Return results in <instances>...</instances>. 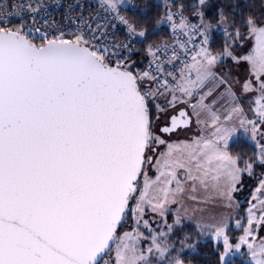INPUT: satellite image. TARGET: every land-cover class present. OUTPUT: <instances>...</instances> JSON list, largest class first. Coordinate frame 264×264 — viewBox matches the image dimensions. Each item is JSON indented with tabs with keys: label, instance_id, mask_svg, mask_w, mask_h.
<instances>
[{
	"label": "snow or ice",
	"instance_id": "1",
	"mask_svg": "<svg viewBox=\"0 0 264 264\" xmlns=\"http://www.w3.org/2000/svg\"><path fill=\"white\" fill-rule=\"evenodd\" d=\"M106 3L117 11L115 0ZM120 20L128 24L123 17ZM245 25L255 43L243 59L259 82L253 111L264 124V79H260L264 77V25L252 17ZM178 27L190 26L181 19ZM128 30L145 36L130 24ZM42 39L36 44L23 26L12 29L0 21V264H108L103 258L113 244L115 264H148L139 248L145 237L138 231L118 234L134 198L135 214H142L148 205L163 215L165 205L182 198L188 182L193 191L197 184L206 186L209 181L223 185V195L229 200L236 190L238 159L226 150L235 129L224 126L221 117L204 103L211 91L191 105L197 117L203 112L210 118V137L170 144L153 131L150 119V102L157 93L170 90L173 107L178 99L175 93L180 94V102H187L182 98H192L215 78L218 57L201 48L179 76L165 72L160 64L156 65L161 73L157 76L135 72L120 61L113 63L115 53L98 48L84 35ZM148 51L155 56L151 48ZM225 54L231 55L227 50ZM164 77H172L174 87L169 89ZM145 81L153 82L155 88ZM249 88L246 83L244 89ZM238 112L242 109L233 107L225 121ZM190 122L189 114L180 110L159 131L170 134ZM245 123L252 125L255 139L256 120L241 118L240 124ZM154 145H165L166 151L156 160L157 175L152 179L145 165L152 163L146 153L155 152ZM251 168L247 165L249 172ZM141 177L143 188L139 189ZM262 189L264 180L257 192ZM259 212L257 216L249 209L247 227L235 245L223 226L215 229L216 237H223L222 264L241 245H247L254 264H264V241L252 242L254 225H264V207ZM152 244L164 254L154 236Z\"/></svg>",
	"mask_w": 264,
	"mask_h": 264
},
{
	"label": "rangeland",
	"instance_id": "2",
	"mask_svg": "<svg viewBox=\"0 0 264 264\" xmlns=\"http://www.w3.org/2000/svg\"><path fill=\"white\" fill-rule=\"evenodd\" d=\"M120 1L121 0H115L116 4ZM136 32L139 31L136 30ZM208 37L210 38V35H208ZM139 38L142 39L143 37L139 36ZM254 43V39L251 35H249L239 50L231 48L227 50V52H230L231 55H227L225 52L222 55H219L211 50V40H208V44L204 49L212 55L218 57L217 64L213 69L215 78L206 82V85L201 93L199 89V92L197 91L192 98H182L187 102H180V94L175 93L178 98L175 103V107L170 104L173 97V93L170 90L162 89L161 93H164L163 97L160 96V93H157L154 100H158L156 102H158L157 104L159 108L164 110L158 111L156 121L151 122L153 131L170 144L189 142L200 136L210 137L213 132V129L210 127V118L203 112L199 117H197L191 105L197 104L202 96H205L209 91H211V95L207 96L204 103L209 105L213 111L221 117V122L224 126L235 129L227 141L226 150L229 155L232 156L229 150L230 145L234 141L243 137L248 139L250 138L256 144L260 157H264V124L259 123V120L254 115L253 111L257 107L254 104V101L259 97V82L257 80V76L253 74L252 66L243 59V57L248 56L252 52ZM260 79H264V77H261ZM246 83L250 85L249 90L244 89V85ZM158 97H162V99ZM236 106H239L242 109V112L234 113L232 120L225 121L224 117L227 116L229 112H231V109ZM180 110L187 111L190 116V125L187 128L179 127L170 134L161 133L159 129L168 125L170 117L176 112L178 113ZM241 118L245 121L249 119L256 120L259 131L256 133L255 139H253V134L251 132L252 125L247 123L241 125ZM198 120L207 121V123H198ZM154 147L155 152L151 150L147 152V156L151 157L152 163L145 165V170L147 171L148 176L152 179H154L157 175L155 162L159 158L160 153L166 151L165 145H154ZM232 157L238 159L237 157ZM238 168L240 169L239 179L235 185L236 190L231 192L230 200L223 195V185L217 187L212 181H209L206 186L197 184L196 190L193 191L191 182H188V184L185 185V191L182 194V198L178 199L177 203L169 202L165 205L163 215L153 212L148 205H145L144 212L142 214H137L136 221L132 229L123 231L119 235L122 236L125 232L135 233L138 231L142 234V237L147 239L148 237L144 235L143 230L147 229L152 232L153 236L156 237L157 241L165 251L162 255L160 252L156 251L155 246L152 244V240L151 243L143 245L146 239H140L139 248L147 257L148 264H152L149 263L151 256L157 255L163 258V256L167 254L169 248L164 237L171 232L172 225L176 223L178 224L182 219L191 220L201 229H207L212 238L217 242H222V244L223 237H216L215 229L223 226L225 228V233L229 237L230 243L233 245L239 243V240L237 242L232 241V237L229 232V228L234 221L236 226L238 223L240 227L242 226V222H238L236 220L237 212H239L238 210L240 208L236 192L240 190L239 194L243 197L242 199H248L247 201L250 203L249 209H252L253 214L258 216L260 214L259 210L264 207V205L261 204V200H264V189L257 192V188L260 187V181L262 179L257 181L245 180L246 183L242 184L243 173L245 170L241 168L239 162ZM181 179H183V175H181ZM141 183V188H143V181ZM246 185H248L247 188ZM250 187H252L251 191H246V189L249 190ZM253 197H256V199H253ZM237 203L238 208L236 206ZM248 214L249 210L247 217ZM172 219H175V223L169 222V220L171 221ZM137 220H139V224H137ZM145 222H147L148 227H145ZM245 227H247V223ZM254 228L255 239L252 240V242L254 245H259L261 241H264V225H254ZM149 248H152L150 253L148 252ZM111 251H115V244L113 245ZM245 252H248L246 260L250 264H254V260L247 248V245H241L239 251H236L235 248H233L227 256V262L237 256L245 255ZM113 253L115 254V252ZM182 264L185 263L182 262Z\"/></svg>",
	"mask_w": 264,
	"mask_h": 264
},
{
	"label": "trees",
	"instance_id": "3",
	"mask_svg": "<svg viewBox=\"0 0 264 264\" xmlns=\"http://www.w3.org/2000/svg\"><path fill=\"white\" fill-rule=\"evenodd\" d=\"M131 1L136 3V7H124L122 12L136 30L145 32V36L136 47L135 54L127 63L135 72L143 71V63L147 59L146 45H160L173 39V33L167 26L170 15L169 3L174 9L181 10L192 18L202 16L201 26L210 35L208 39L211 40L210 48L219 55L231 48L239 50L245 43L250 35L245 25L249 17L254 18L258 24L264 25V0H204L203 3L200 0ZM145 84L148 85V81H145ZM160 96L163 97L164 93ZM162 97L158 98L162 99ZM156 101L158 100L150 102L151 122H155L158 117ZM229 150L232 156L238 158L239 165L245 170L242 184L246 183L245 180L264 179V163H261L259 150L250 138H239L230 145ZM249 164L253 165L250 172L247 169ZM251 189L252 187L246 191L249 192ZM239 192L240 190L236 192L240 204L236 220L242 222V226L237 227L235 221L232 222L229 232L233 242H237L244 234L243 228L247 223V213L250 208L248 199L243 200ZM172 220L169 222L175 223V219ZM171 228V232L164 237L169 248L167 254L163 258L157 255L151 256L149 263L175 264L176 260H181L185 264H222L220 257L224 251L223 244L215 241L207 229H201L195 222L185 219L178 224H173ZM130 229L132 227L122 226L118 234ZM143 232L148 237L143 245L151 243L153 233L147 229ZM247 257L248 252H245V255L237 256L229 260L227 264H250L246 260ZM115 259L114 255V261Z\"/></svg>",
	"mask_w": 264,
	"mask_h": 264
},
{
	"label": "built area",
	"instance_id": "4",
	"mask_svg": "<svg viewBox=\"0 0 264 264\" xmlns=\"http://www.w3.org/2000/svg\"><path fill=\"white\" fill-rule=\"evenodd\" d=\"M117 5V11L107 6L106 0H0V21L3 26L12 29L23 26V30L29 39L40 44L43 37L74 39L76 35H84L91 38L98 48H107L111 53L113 63L120 61L127 64L136 52V47L141 40L139 36L130 34L128 18L122 12L124 7H136L131 0H122ZM172 20L167 26L173 33V39L160 45H146L147 59L143 63V71L160 76L156 65L160 64L165 72L172 71L179 76L180 69L186 63H192L191 56L208 44V33L202 28L203 19L198 15L192 18L181 10L174 9L169 3ZM123 17L128 24L120 20ZM181 19L186 27H178ZM204 33V35H201ZM207 37V43H205ZM151 48L155 56L148 51ZM178 57L174 59L173 57ZM142 71V72H143ZM169 82L171 89L175 85L172 77H164ZM155 88V84L150 81ZM142 179L138 183L141 188ZM139 197V191L136 198ZM135 208V198L132 200L129 211L122 225L133 227L136 216L132 210ZM108 264H115L112 251L104 256Z\"/></svg>",
	"mask_w": 264,
	"mask_h": 264
},
{
	"label": "flooded vegetation",
	"instance_id": "5",
	"mask_svg": "<svg viewBox=\"0 0 264 264\" xmlns=\"http://www.w3.org/2000/svg\"><path fill=\"white\" fill-rule=\"evenodd\" d=\"M183 111H185V110H183ZM185 112H187V111H185ZM178 114H179V111H178V113L176 112L175 114H173L172 116H178ZM171 116V117H172Z\"/></svg>",
	"mask_w": 264,
	"mask_h": 264
},
{
	"label": "water",
	"instance_id": "6",
	"mask_svg": "<svg viewBox=\"0 0 264 264\" xmlns=\"http://www.w3.org/2000/svg\"><path fill=\"white\" fill-rule=\"evenodd\" d=\"M33 41V40H32ZM34 43H36L35 41H33ZM37 44V43H36ZM146 155H147V153H146ZM131 203V202H130ZM130 206V205H129ZM120 228H121V226L118 228V232H119V230H120Z\"/></svg>",
	"mask_w": 264,
	"mask_h": 264
},
{
	"label": "crops",
	"instance_id": "7",
	"mask_svg": "<svg viewBox=\"0 0 264 264\" xmlns=\"http://www.w3.org/2000/svg\"><path fill=\"white\" fill-rule=\"evenodd\" d=\"M205 85H206V84H205ZM204 87H205V86H204ZM204 87H203V88H204ZM203 88H202V90H203ZM236 206H237V208H238V203H237V205H236ZM238 211H239V210H238ZM237 215H238V212H237ZM196 222H197V221H196ZM114 252H115V251H114ZM114 255H115V254H114Z\"/></svg>",
	"mask_w": 264,
	"mask_h": 264
}]
</instances>
